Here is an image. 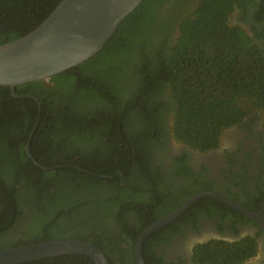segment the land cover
I'll use <instances>...</instances> for the list:
<instances>
[{"label":"trees","instance_id":"16d2710c","mask_svg":"<svg viewBox=\"0 0 264 264\" xmlns=\"http://www.w3.org/2000/svg\"><path fill=\"white\" fill-rule=\"evenodd\" d=\"M62 1L0 0V46L35 30ZM237 9L264 23V0H143L85 63L18 86L16 96L0 87V249L81 240L110 264H137L147 227L212 190L188 153L167 173L160 161L170 139L208 152L264 108V44L231 22ZM173 177L189 181L179 194ZM219 214L243 217L201 199L147 238L145 263L167 264L157 244ZM257 253L251 236L214 239L193 248L192 262L244 264ZM24 264L95 263L68 255Z\"/></svg>","mask_w":264,"mask_h":264},{"label":"water","instance_id":"95a60500","mask_svg":"<svg viewBox=\"0 0 264 264\" xmlns=\"http://www.w3.org/2000/svg\"><path fill=\"white\" fill-rule=\"evenodd\" d=\"M143 0H63L50 16L28 35L0 46V87L16 96L18 86L41 81L77 67L97 55L121 23ZM31 155L30 150L28 151ZM209 198L222 202L253 219L264 229L262 213L254 214L237 202L214 191L192 196L178 209L155 221L139 236L135 245L137 264H145L143 245L193 204ZM68 255L87 256L95 264H110L96 245L81 240L47 241L0 249V264H24Z\"/></svg>","mask_w":264,"mask_h":264},{"label":"flooded vegetation","instance_id":"af4514ba","mask_svg":"<svg viewBox=\"0 0 264 264\" xmlns=\"http://www.w3.org/2000/svg\"><path fill=\"white\" fill-rule=\"evenodd\" d=\"M250 11L253 12L252 9ZM231 22L241 25L252 38L261 45L264 44V39L258 38V34L264 29V23L259 24L252 17L244 21L243 13L238 9L233 13ZM260 120L259 115L250 114L242 123L225 129L219 147L208 152L193 150L170 139L165 148L166 153L164 156L160 154L164 173L172 170L175 157L188 153L191 170L211 182L212 190L207 191L218 192L254 214L262 213L264 221V128ZM170 181L176 194L181 193L189 184L185 177H173ZM230 208L243 217L222 219L220 214L213 218L203 215L196 224L181 226V231L172 239L157 244L156 251L167 264H193L192 250L198 244L214 239L235 242L251 236L257 241L258 253L244 264H264V229L247 215ZM180 217L162 229L171 226Z\"/></svg>","mask_w":264,"mask_h":264},{"label":"rangeland","instance_id":"374dc122","mask_svg":"<svg viewBox=\"0 0 264 264\" xmlns=\"http://www.w3.org/2000/svg\"><path fill=\"white\" fill-rule=\"evenodd\" d=\"M250 111H251L250 114L260 116L261 118L260 123H261V126L264 128V108H260V109L252 108Z\"/></svg>","mask_w":264,"mask_h":264}]
</instances>
